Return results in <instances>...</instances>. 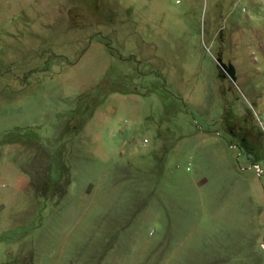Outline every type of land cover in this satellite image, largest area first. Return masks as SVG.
<instances>
[{"label": "rangeland", "instance_id": "1", "mask_svg": "<svg viewBox=\"0 0 264 264\" xmlns=\"http://www.w3.org/2000/svg\"><path fill=\"white\" fill-rule=\"evenodd\" d=\"M0 264H264V0H0Z\"/></svg>", "mask_w": 264, "mask_h": 264}, {"label": "water", "instance_id": "2", "mask_svg": "<svg viewBox=\"0 0 264 264\" xmlns=\"http://www.w3.org/2000/svg\"><path fill=\"white\" fill-rule=\"evenodd\" d=\"M216 63L218 65V67L221 69L222 72H224V74L233 82L236 80V76H235V69L232 66L231 63L227 62L224 63L221 59V57H217L216 58Z\"/></svg>", "mask_w": 264, "mask_h": 264}, {"label": "flooded vegetation", "instance_id": "3", "mask_svg": "<svg viewBox=\"0 0 264 264\" xmlns=\"http://www.w3.org/2000/svg\"><path fill=\"white\" fill-rule=\"evenodd\" d=\"M227 63V62H226ZM224 73V72H223ZM247 132H249V134H252V138H251V140H253V141H255V142H258V141H260V131H259V129L254 125V124H252V128L250 129V130H248ZM244 141V140H243ZM240 144V143H239ZM248 144H247V142L246 141H244V142H241V144H240V147L242 148L243 146H247Z\"/></svg>", "mask_w": 264, "mask_h": 264}, {"label": "built area", "instance_id": "4", "mask_svg": "<svg viewBox=\"0 0 264 264\" xmlns=\"http://www.w3.org/2000/svg\"><path fill=\"white\" fill-rule=\"evenodd\" d=\"M257 172H259V170H257Z\"/></svg>", "mask_w": 264, "mask_h": 264}]
</instances>
